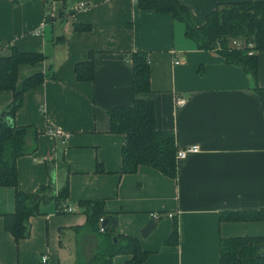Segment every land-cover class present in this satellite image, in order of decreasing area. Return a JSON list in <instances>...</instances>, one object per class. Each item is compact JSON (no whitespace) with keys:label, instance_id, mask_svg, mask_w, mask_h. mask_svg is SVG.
I'll use <instances>...</instances> for the list:
<instances>
[{"label":"crops","instance_id":"1","mask_svg":"<svg viewBox=\"0 0 264 264\" xmlns=\"http://www.w3.org/2000/svg\"><path fill=\"white\" fill-rule=\"evenodd\" d=\"M179 1L199 25L219 2L234 0ZM78 22L90 27L77 30ZM58 31L67 36L66 44L53 42ZM9 45L46 53L18 67L17 89L34 73L53 72L24 92L14 116L16 125L39 132L36 150L16 160L17 187L36 191L49 182L48 168L64 163L69 173L67 198L43 202L41 214L30 219L29 237L18 241L4 229V215L14 211V188L0 185V264H73L76 250L90 259L96 249L91 235L68 234L62 245L58 236L60 227L85 223L81 200H103L104 209L117 214L118 231L138 237L151 251L142 264H219L221 237L264 236V220L219 219L221 211L264 209V115L258 97L249 76L215 49L199 47L181 19L141 8L135 0H0V55ZM136 50L148 55L150 91L143 94L133 89ZM90 56L94 77L80 81L74 65ZM258 82L264 86V49L258 52ZM12 95L0 90V114ZM177 96L186 99L184 105H175ZM136 97L153 101L156 129L173 132L176 146L200 147L176 160L175 177L145 165L120 173L125 138L109 130L108 111ZM152 213L160 218L141 236ZM174 221L178 241L165 245ZM129 258L118 254L112 263Z\"/></svg>","mask_w":264,"mask_h":264},{"label":"trees","instance_id":"2","mask_svg":"<svg viewBox=\"0 0 264 264\" xmlns=\"http://www.w3.org/2000/svg\"><path fill=\"white\" fill-rule=\"evenodd\" d=\"M52 2L53 0H45ZM141 8L170 12L185 24V33L199 47L215 49L226 63L240 67L250 78L251 88L257 95L264 115V86L258 82V52L264 49V0H234L219 2L197 25L185 4L179 0H135ZM88 23H76L74 28L88 29ZM67 36L56 32L53 42ZM45 50L25 51L9 45V52L0 55V90L12 91V100L0 114V185L14 188V211L4 215V229L18 241L30 235V219L41 214L40 205L49 200H64L68 196L67 176L64 163L48 168L49 182L34 192H24L17 187L16 160L36 150L38 130L32 125H16L14 116L21 107L24 92L42 83L53 72L34 73L26 77L17 89L18 67L23 63L43 60ZM148 55L139 50L133 53V89L136 94L150 91ZM76 79L91 81L94 77L92 56L74 65ZM109 130L124 135L121 147L120 173H133L139 166L152 167L164 175H176L175 137L171 131L155 127L154 104L151 99L136 97L131 105L108 111ZM101 170V168L99 169ZM55 172L58 175L56 180ZM85 214V223L75 227H60V245L68 234L83 231L96 242L93 256L88 259L82 251H75L73 264H113L118 254L130 255L123 264H142L151 251L145 250L138 237L118 231L117 214L104 209L103 200L78 202ZM102 219V221H100ZM219 219L225 221L264 220V209L221 211ZM151 220L141 230L148 235L156 226ZM103 227V231H100ZM178 227L176 221L165 245L176 244ZM219 264H264V236L221 237L219 240Z\"/></svg>","mask_w":264,"mask_h":264},{"label":"built area","instance_id":"3","mask_svg":"<svg viewBox=\"0 0 264 264\" xmlns=\"http://www.w3.org/2000/svg\"><path fill=\"white\" fill-rule=\"evenodd\" d=\"M147 62H148V59H147ZM185 102H186V99L184 97L177 96L175 98V105L177 107L184 105ZM50 131L55 135V137H58L60 135L57 129L53 128V129H50ZM199 151H200V147L196 144L181 146L176 151L175 159L176 160L184 159L187 155L197 153ZM66 210L73 211V208L71 206H68ZM167 215L171 216V214H167ZM151 216L154 220H158L160 218V215L158 213H152ZM100 221H102V219H100ZM100 231H103V227H100ZM41 261L43 263L47 262V256L42 255Z\"/></svg>","mask_w":264,"mask_h":264}]
</instances>
